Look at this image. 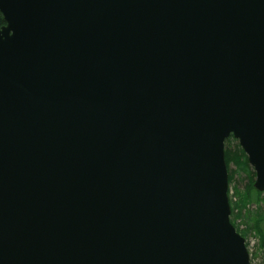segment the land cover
Listing matches in <instances>:
<instances>
[{
	"label": "water",
	"instance_id": "obj_1",
	"mask_svg": "<svg viewBox=\"0 0 264 264\" xmlns=\"http://www.w3.org/2000/svg\"><path fill=\"white\" fill-rule=\"evenodd\" d=\"M0 264H250L224 141L264 191V0H0Z\"/></svg>",
	"mask_w": 264,
	"mask_h": 264
},
{
	"label": "rangeland",
	"instance_id": "obj_2",
	"mask_svg": "<svg viewBox=\"0 0 264 264\" xmlns=\"http://www.w3.org/2000/svg\"><path fill=\"white\" fill-rule=\"evenodd\" d=\"M230 167L232 170L233 166ZM237 178H234V181L229 184L228 195L233 206V214L230 215V218L236 230L245 237V243H247L251 253L252 264H264V246L254 226L256 220L260 219V227L264 233V203L263 201L253 202L252 200L244 203L241 199L245 193L242 187L244 183H239L240 180Z\"/></svg>",
	"mask_w": 264,
	"mask_h": 264
},
{
	"label": "trees",
	"instance_id": "obj_3",
	"mask_svg": "<svg viewBox=\"0 0 264 264\" xmlns=\"http://www.w3.org/2000/svg\"><path fill=\"white\" fill-rule=\"evenodd\" d=\"M5 22L3 20V16L0 13V26L3 25ZM224 157L225 162L228 170V183L234 181V178L238 177L237 179L240 180L239 183H244L243 190L245 193L242 195V201L245 203L246 201H263L264 203V192H259L253 187V181L255 177L254 171L251 169L247 156L244 153L243 149L240 147L238 141L233 138L232 136L228 137L224 141ZM233 166L231 170L230 166ZM236 176V177H235ZM235 179L237 182L238 180ZM239 185V184H238ZM230 207H231V215L233 214V206L231 204V200L229 199ZM231 223L232 219L230 218ZM260 219H257L254 223L255 230L259 233L262 239V245L264 246V233L260 227ZM234 225V224H233ZM238 231V230H237Z\"/></svg>",
	"mask_w": 264,
	"mask_h": 264
}]
</instances>
